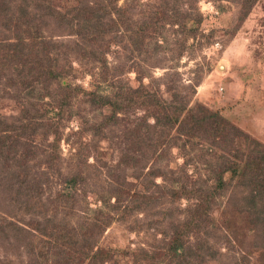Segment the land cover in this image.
I'll return each mask as SVG.
<instances>
[{
  "label": "rangeland",
  "instance_id": "obj_1",
  "mask_svg": "<svg viewBox=\"0 0 264 264\" xmlns=\"http://www.w3.org/2000/svg\"><path fill=\"white\" fill-rule=\"evenodd\" d=\"M69 3L72 0H50L62 12ZM241 3L117 0V6L126 10L118 16L121 25L118 22L116 37L102 35L98 48L103 55L98 61L72 52L77 37L68 34L62 21L43 15L35 23L36 31L24 35L25 51L30 48L39 55L48 50L51 40L64 43L68 48L60 52L68 49L67 57L60 53L55 62L64 74L59 83L78 86L83 90L78 95L68 88L61 91L62 84L51 82L45 71L38 74L28 62L32 55L15 63L10 56L14 28L5 27L0 14V130L4 129L0 135L8 136L11 145L0 151V165L6 171L0 175V209L21 227L20 232L11 230L13 243L0 238V264H75L58 261L71 248L59 236H76L81 244L91 230L97 237L93 250H105L96 264H167V257L151 262L143 253L163 250L168 254L167 243L188 219L195 196L169 197L166 186L162 190L155 186L167 184V177L155 172H167L178 181L176 185L186 179L187 188L196 187L210 175L205 160L214 162L212 154L219 150L189 142L182 149L184 136L175 129L162 145L149 148L148 137L155 140L160 133L144 124V118L149 125L153 121L146 108L129 106L116 113V121L107 122L110 106L92 103L90 92L96 89L101 99L112 98L120 90L143 84L168 100L167 87L175 84L172 91L179 89L188 105L202 103L217 111L264 146V0H255L248 11ZM161 9L163 18H158ZM176 13L187 18L175 20ZM117 15L118 11L113 12L112 17ZM32 35L35 41L30 40ZM38 39L43 43L37 45ZM46 60L43 69L49 65ZM103 66L110 77L106 82L98 79ZM63 94L67 96L64 103ZM174 137L178 146L168 147L167 140ZM139 138L147 141L137 150L134 140ZM127 154L138 161L125 164ZM74 173L78 189L73 193L68 185L64 187L63 178ZM238 187L231 184L217 195L199 235L186 230L182 240L187 249L177 247L176 254H171L173 263L191 245L197 246V240H205L203 248L212 256L205 264H264V233L251 224L247 193ZM18 188L26 192L18 194ZM155 193L158 203L144 200ZM94 220L103 229L92 226Z\"/></svg>",
  "mask_w": 264,
  "mask_h": 264
},
{
  "label": "trees",
  "instance_id": "obj_2",
  "mask_svg": "<svg viewBox=\"0 0 264 264\" xmlns=\"http://www.w3.org/2000/svg\"><path fill=\"white\" fill-rule=\"evenodd\" d=\"M254 1L255 0H242L241 8L244 11H248V8L251 7ZM69 6L70 7L62 12V10L60 11L55 8L53 4L51 5L50 0H0V14L3 15V20L5 21L2 22V24L8 28L13 26V35L16 38L14 43H11L10 45V47H12L10 56L15 58V63H20L27 60L28 57L32 55V58L34 59L28 62L33 64L32 66L37 70L38 74L43 75L45 71L46 76L51 82L57 81L58 84L63 83H59L58 78H61L64 74L63 70L56 67L55 62L60 53L67 57L69 52L68 49L65 50L66 53L60 51L62 47H68L56 39L51 40L45 47H48V50L46 49L42 51L39 55L32 53L30 48L26 50V53L25 47L28 46V43L25 41L26 38L24 35L36 31L38 28L35 26V23H37L36 21H41L40 19L45 14L55 18L57 21H62V26L68 28V34H73L77 37L73 42L74 46H71L70 50L82 54L83 56H87L91 61H98L103 55V53L101 55L98 48L100 46L99 42L100 39H102V35L108 33L110 38L116 37L114 34L117 33L119 29L118 25L120 24V18H118V16H124L126 10L125 7L117 6V0H72V4L69 3ZM38 10H41L42 13L39 14ZM116 11H118L117 18H113V12L115 13ZM177 11H179V9H177ZM8 12L9 14H7ZM158 13L160 14L159 17ZM162 15L163 9L157 10V17L163 18L161 17ZM183 18H187L186 14L182 13L181 16L179 13L175 14V20H181ZM18 22H20L21 25H18ZM121 22L123 23V20H121ZM185 25L186 23H184L183 28L186 27ZM127 28L128 27L125 26V30H127ZM33 35L37 36L36 33ZM33 35L30 40L35 41L36 37ZM38 40H40V42H37V45L43 43L42 39ZM108 42H110V39ZM86 49L87 52L85 55V53H82V50ZM45 60L49 62V65H47V67L45 66V69H43L42 65ZM102 69V74L100 73L98 79L106 82L110 77L105 72V66H103ZM48 73L51 74V76H49ZM64 86L66 87L64 88ZM173 86H175V84L171 86L168 85L167 87L169 93L168 100L159 98L156 93L146 90L143 84L134 89L125 88L120 90L115 93L112 98L101 99L99 95H95L96 91L94 90L96 89H94L93 92H90L92 103L99 104V106H110L111 112L106 118L107 122L109 119L113 120V122L116 121V113L125 111L129 106L136 105L144 107L149 111L148 117L153 119L152 124L149 125L147 118H144V124H147L148 128L154 130L159 129L160 134L158 137L160 138L153 140V138H149V136V141L142 138L135 139L134 143L136 144L137 150L141 147V143H144L145 141H147V146L149 148L159 147L165 142L164 140L167 139L166 137H169V132L172 129H175L178 136H184L183 144L181 145L182 149L185 148L184 142H189L191 145H200L201 143V148L204 147L202 144L206 143L214 149L219 150L212 154L214 162L205 160V163L208 164V170L210 171V175L207 177L210 179V184L208 179H203L196 187L187 188L188 181L186 179L176 185L178 181L172 180L167 172L159 169L155 172V174L162 172L163 177H167L168 185L164 184L161 187L158 185L155 186L156 188H159V190H162L166 186L167 190H165V194L169 197L180 198L191 193L193 197L195 196V199L190 205L188 219L181 222V228L178 227V231L173 232V235L170 237V242L167 243L168 246L166 250L168 251V254L163 250L153 251L152 253L145 251L143 253L144 257L151 262L160 259V257H162V259L167 257V264L173 263L171 260V254H176L177 247H181L182 251L187 249V246L184 245V241L182 240V235L186 233V230H193L196 235H199L202 232L209 221V218H206V212L211 209L212 205H214L213 203L215 202L217 195H222L231 184L239 186L237 188L238 191L240 189L246 191V207L251 214L250 222L253 226L259 227L264 233V146L255 139L249 137V135L242 129L220 116L217 111L209 109L202 103L188 105V99L180 93L179 89L172 91L173 89L171 87ZM67 88L75 95H78L79 92H83L78 86L71 87L69 82L62 84V88L59 85L61 91ZM191 90H193L192 86ZM66 98L67 96L63 94L62 103L66 101ZM2 130L4 129H1L0 132ZM8 138V136L5 137V135H0V151L11 147L7 142ZM196 138H199L200 141ZM176 140L177 137H174V141L169 142V140H167L166 145L168 147H171L172 145L178 146L175 144ZM30 152L32 153V151ZM202 156H205V154L202 153ZM5 157L6 156L3 157L4 161ZM9 159L13 160L14 156H10ZM137 161L138 159L135 156L129 154L125 155V159L123 160L125 164L136 163ZM189 161H191V159H189ZM5 172L4 165H0V175ZM226 175L228 176L227 179L225 178ZM15 178L19 181V175H16ZM2 181L3 177H0V182ZM23 181L25 180L20 178L19 182L24 184ZM63 181L65 183L64 187H67L68 185L73 193L76 192L78 189V176L75 173L65 176ZM81 182H79L80 186H82L80 184ZM22 192L25 193V189L20 190L18 194ZM154 195L156 196H145L144 200L152 199L151 201L158 203L160 199L159 194L155 193ZM65 199L67 200V198ZM94 225L98 226L100 223L98 224V222L94 220L92 221V226ZM17 227V224L13 222L9 214L0 209L1 240L5 241V243L10 241L13 243V241H15L13 239L15 233L11 230H21V227ZM100 227L103 229L104 225H100ZM86 234L89 237L83 239L85 244H79L76 239L77 237L73 235L66 236L65 234H62L59 236L61 238V243H66L67 241L71 243V248L68 249L65 254L59 255L58 261L60 263L73 262L75 264H96V261H99V258L101 259L105 250H93L94 238H97L96 234H94L92 230L90 233ZM197 241V246L191 245L189 247L190 251L187 254L185 252L184 256H177V262H174L173 264H182L185 262L186 264H205V261L212 256L205 252L203 248L205 240ZM28 250L31 252L30 243L27 251Z\"/></svg>",
  "mask_w": 264,
  "mask_h": 264
}]
</instances>
